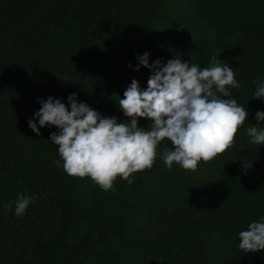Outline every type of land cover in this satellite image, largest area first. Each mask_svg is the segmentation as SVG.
I'll list each match as a JSON object with an SVG mask.
<instances>
[{
  "label": "trees",
  "instance_id": "1",
  "mask_svg": "<svg viewBox=\"0 0 264 264\" xmlns=\"http://www.w3.org/2000/svg\"><path fill=\"white\" fill-rule=\"evenodd\" d=\"M144 51L149 63L178 55L201 67L217 53L234 70L229 93L248 115L232 144L192 171L165 167L163 138L150 168L108 190L66 174L48 140L56 127L27 126L37 98L67 107L76 93L127 123L116 101L133 78L146 87L150 70H134ZM257 78L264 0H0V264H264V249L237 248L238 231L264 215V143L244 131L264 110ZM18 193L34 194L19 216L5 209Z\"/></svg>",
  "mask_w": 264,
  "mask_h": 264
},
{
  "label": "clouds",
  "instance_id": "2",
  "mask_svg": "<svg viewBox=\"0 0 264 264\" xmlns=\"http://www.w3.org/2000/svg\"><path fill=\"white\" fill-rule=\"evenodd\" d=\"M149 52L138 54L134 70H150L146 87L133 78L117 104L127 123L116 116H104L76 93L66 96L67 107L59 97L37 98L40 106L32 112L27 126L39 135V128L55 126L48 140L57 146L60 157L54 163L68 175L88 176L102 190L112 187L117 175L131 183L130 174L150 168L157 155L158 143L167 138L172 147L160 154L165 167L173 163L194 171L199 161H208L229 147L248 112L230 96L229 88H239L234 70L220 60L217 53L208 65L181 61L178 55L161 62L149 63ZM131 66V65H129ZM251 97L264 100V80H254ZM256 124L245 128L249 143H264V110L254 113ZM151 121V126H138L137 118ZM33 195L17 194L14 202L5 204L14 215L24 214ZM237 248L241 252L264 249V215L247 222L239 230Z\"/></svg>",
  "mask_w": 264,
  "mask_h": 264
}]
</instances>
